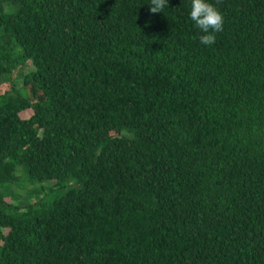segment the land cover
<instances>
[{"label": "trees", "instance_id": "1", "mask_svg": "<svg viewBox=\"0 0 264 264\" xmlns=\"http://www.w3.org/2000/svg\"><path fill=\"white\" fill-rule=\"evenodd\" d=\"M210 2L0 0V264H264V0Z\"/></svg>", "mask_w": 264, "mask_h": 264}, {"label": "clouds", "instance_id": "2", "mask_svg": "<svg viewBox=\"0 0 264 264\" xmlns=\"http://www.w3.org/2000/svg\"><path fill=\"white\" fill-rule=\"evenodd\" d=\"M151 13L163 12L168 0H149ZM188 17L197 30V38L201 45L210 47L216 42V34L223 31L224 16L214 7L210 0H190Z\"/></svg>", "mask_w": 264, "mask_h": 264}, {"label": "rangeland", "instance_id": "3", "mask_svg": "<svg viewBox=\"0 0 264 264\" xmlns=\"http://www.w3.org/2000/svg\"><path fill=\"white\" fill-rule=\"evenodd\" d=\"M33 68H34V67H33L32 63H31V62H28L27 66L25 67V71H26V72H27V71H30V70H32ZM16 84H17L18 86H21V85H22V81H21V80H17Z\"/></svg>", "mask_w": 264, "mask_h": 264}]
</instances>
